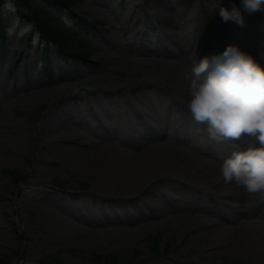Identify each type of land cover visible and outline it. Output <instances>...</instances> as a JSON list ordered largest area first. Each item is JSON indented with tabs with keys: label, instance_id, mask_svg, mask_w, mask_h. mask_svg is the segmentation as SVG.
Wrapping results in <instances>:
<instances>
[{
	"label": "rangeland",
	"instance_id": "obj_1",
	"mask_svg": "<svg viewBox=\"0 0 264 264\" xmlns=\"http://www.w3.org/2000/svg\"><path fill=\"white\" fill-rule=\"evenodd\" d=\"M170 1L173 7L169 10L176 12L175 14H183L189 22L187 24V27H190L189 31H192L193 25L198 23V16H201L202 31L196 39V42L200 44V53L212 55L222 53L227 38L234 35L242 41L240 46L236 47L251 55L254 60L258 55H264V12L249 15L243 8L242 0H29L33 10L24 0H0V4H4L5 11L2 16L5 33L0 31V59L6 57L8 60L5 64L0 61V79L11 81L15 76L19 78L22 74H26V76L42 78L47 85H53L55 90L42 104L30 106L21 104L15 111V116L24 125L32 127L31 132L34 136L41 138L44 146L28 140L24 157L20 158L24 167L9 163H6L4 167L0 166V178L4 180V184L0 186V217L4 221V225L0 228V264H164V260L170 264H254L242 249H234L228 245L231 240L230 235L223 234L212 238L207 234L193 233L194 225L199 221L198 217H195L192 223H187L183 229H174L172 222L161 219L140 220L136 223L137 226L134 223H125L115 230V234L102 237L97 244L87 245L82 241L86 236L78 235L73 231L65 235L61 241H53L54 235H60L62 229L66 231L63 223L53 218L54 214L59 215L61 207L58 205L57 212H51L48 217L45 209L35 206V200L43 195L40 190L49 192V196L55 198L69 211L76 212L78 206H82L87 218L101 216L99 205H105L109 212L110 206L113 205L120 213H123L125 210L135 211L137 207L134 203L136 202L144 208V199L157 202L162 211L172 202L186 205L179 191H175L174 195L170 196L171 202L169 199L165 200L159 195V185L149 186L146 191H151L145 193V196H139L137 201L132 200L127 194L117 192L107 196L106 189H94L93 183L99 179H96L93 172L73 171V163L65 169L59 167L53 179L42 181L33 173L34 164L29 166L27 163L39 153L49 155L51 148L60 153L62 148L56 146L55 142L44 141V139L51 140L52 126L56 125L57 128H62V133L70 134L73 130L80 129L83 123H88L96 128L98 133L102 132L104 137L110 136L114 140L116 136L123 133L120 121L127 123L135 120L131 109L126 104V98L132 99L135 94L139 95L140 105L148 109L145 97L147 93L161 89L166 91L164 83L173 89L175 86L171 84L178 79L187 83L184 77L190 71L192 64L168 66L162 73L160 72L162 67L154 65L146 57L142 59V63L126 61L121 53L111 50L102 38L88 33L85 28L88 24L85 16L76 13V9L88 4L98 7L105 15L96 16L93 24L103 32L113 16L105 9L103 3H108L111 8H121L122 5L131 3L137 5L142 2L145 6H155ZM65 4H67L66 7ZM233 5L239 9L243 17V26L232 21L225 23L219 15L220 6L231 9ZM32 11L42 18L47 17L52 26L62 29L65 35H69H66L68 39L77 41L78 47L89 52L90 59L86 61L69 51L61 50L58 43L49 37H42L37 22L30 18ZM86 15L93 16L92 13ZM174 17L176 16L173 15V19ZM144 21L141 14L126 21L127 31L141 32L134 39L136 41L144 40L141 31ZM175 22L177 24L170 25V31L180 38L179 35H183L181 28L183 23L180 19H176ZM125 41V39L122 40L123 45L126 44ZM30 60H34L33 68H31ZM70 63L73 64L70 65ZM58 65L69 66L74 73L69 79L72 84L70 93L65 92L63 83H60L62 81L50 83L51 77H58ZM135 83H138V86L133 88L134 92L130 87ZM82 88L86 90L81 91ZM117 88L121 91L108 92L109 89ZM184 95L186 98L184 101L187 102L189 96L186 92ZM95 96L102 98L108 105L113 103L115 107H112L119 115L112 118L103 115L102 118L110 129L109 134L98 126L97 119L85 109L86 101L94 99ZM65 104L69 106L71 113L68 119L63 117L65 118L62 121V124L65 123L64 128L60 127L61 121L52 122L51 125L47 124L43 127L44 114L53 106L60 108L65 107ZM186 105L184 108L190 112ZM159 108L162 110V107ZM160 116L163 117V123L156 129L158 131L165 129L170 137L167 139L165 135H161L151 142L153 145L158 143L189 150L187 143L175 144L179 131L185 129L197 140L204 142L208 148L219 150L218 155L221 159H226L233 152V148H227V145L219 149V143H214L205 136L206 126L195 123L192 116L190 119L185 117L186 120H183L179 113L173 114L164 109ZM3 131L6 138H11L12 130L4 128ZM82 132L84 133L85 130L83 129ZM146 132L147 129L141 127L140 132H135V135L146 134ZM72 143L69 142L68 145ZM114 145L120 144L114 142ZM242 195L250 197L245 190ZM256 196L251 204L257 209L263 202L257 194ZM47 204L50 206L49 203ZM89 206L87 210L86 207ZM209 216L219 217L214 213H209ZM47 218L54 223L47 224ZM156 241L158 243L155 247ZM220 241L223 242L219 243ZM258 260V258L255 259V261Z\"/></svg>",
	"mask_w": 264,
	"mask_h": 264
},
{
	"label": "bare ground",
	"instance_id": "obj_2",
	"mask_svg": "<svg viewBox=\"0 0 264 264\" xmlns=\"http://www.w3.org/2000/svg\"><path fill=\"white\" fill-rule=\"evenodd\" d=\"M66 6L67 4H65ZM103 6L113 15L111 22L103 32L94 27L93 24L96 16L105 15L98 7L88 4L83 8L76 9V13L85 16L84 18L88 22L85 28L88 33L102 38L111 50L121 53L126 61L142 63V59L146 57L154 65L161 66L160 72L163 73L164 68L168 66L191 65L194 58L199 62L206 55L212 56L210 53H200V44L196 42L198 34L202 31L201 16H198V23L193 25L192 31H189L190 27H187L189 22L186 21L183 14H175L176 12L169 10L173 7L172 1L159 3L155 6H145L142 2L137 5H132V3L122 5L121 8H111L108 3H103ZM88 13H92L93 16H87ZM137 14H141L145 20L141 30L144 35L143 41L134 40L141 34L140 31H127L126 21ZM172 14L176 16L174 19ZM176 19H180L183 23V27L180 26L183 29V35L180 34V38L170 31V25L177 24ZM124 39L126 44L123 45L122 40ZM241 42L234 35H231L227 38L223 49L225 50L229 45L240 46ZM0 61L3 64L8 62L6 57L1 58ZM255 61L264 68L263 54L258 55ZM30 63L31 68H33L34 60H30ZM72 64L70 63V65ZM58 67V77H51L50 83L62 81L60 83H63L62 87L65 88V92L70 93L72 84H70L69 79L74 73L69 66L58 65ZM188 83V81L183 83L178 79L177 82L174 81L171 84L175 86L173 89L164 83L163 85L167 88L166 91L161 89L147 93L145 97L148 102V109L140 105L139 95L135 94L132 99L126 98V104L131 109L135 120L127 123L120 121V128L123 129V133L116 136L114 140L110 136L104 137L102 132L99 131L100 133H98V130L88 123H83L82 126L80 125V129L73 130L70 134L68 132L67 134L62 133V128H57L54 125L50 131L52 133L51 140L44 139V141L47 143L55 142L56 146L62 148L60 153L49 147L51 148L49 155L39 153L35 158L27 161L29 166L34 164L33 173L42 181L49 178L53 179L59 167L65 169L73 163V171L93 172L96 179H99L93 183L94 189H106L105 194L107 196L117 192L127 194L132 200L137 201L139 196L142 197L151 191H146L149 186L159 185V195L165 200L169 199L171 202L170 196L174 195L175 191H179L184 197L186 205L172 202L167 205V209L162 211L157 202L144 199V208L136 202L134 203L137 207L135 211L125 210L123 213H120L113 205L110 206V212L106 210L105 205H99L101 216L87 218L85 211L81 208L82 206H78L77 213L74 210L69 211L61 206L55 198L49 196V192L40 190L43 195L35 200V206L37 208L41 206V209H45L48 217L51 212H57L58 205L61 207L60 212H58L59 215L54 214L53 218L56 221L60 220L66 231L62 229L60 235H54L53 241H61L65 235L73 231L78 235L86 236L82 241L87 245H93L101 241L102 237L115 234V230L125 223L136 224L140 220L161 219L172 222L174 229H183L187 223H192L193 219L198 217L199 221L194 225L193 233L207 234L212 238L223 234L230 235L231 240L228 245L231 248L242 249L247 254V258H251L254 264H264V202L256 209L251 204V201L257 197L256 194L250 195V197L243 196L244 189L242 187H238L234 183L225 185L220 180L219 166L224 160V158H219L220 151L208 148L204 142L197 140L185 129L179 133L175 144L187 143L190 147L189 150L178 146H164L158 143L153 145L151 143L161 135H165L167 139L170 137L165 129L161 131L156 129L163 123V117L160 116L163 109L164 111L169 110L173 114L179 113L183 120H186L185 117L190 119L191 113L184 108L187 103L184 101L186 100L184 93L188 94ZM137 84L135 83L130 87L132 91L135 92L133 88L138 86ZM54 91L53 85H47L42 78L31 75L22 74L19 78L15 76L11 81L0 79L1 167H4L6 163L24 167L20 158L24 157L28 140H33L34 143L38 142L40 146H44L41 138L34 136L31 132L32 127L24 125L15 116V111H17V106L21 104L28 106L42 104ZM117 91L119 92L121 89L108 90L110 93ZM84 106L86 111L97 119L98 126L109 134V126L102 117L104 114V116L111 118L119 116L112 107L115 105L113 103L108 105L102 98L95 96L92 100L88 99ZM159 107H162V110ZM69 110L70 108L66 104L65 107L60 108L51 107L44 114L43 127L47 124L51 125L52 122L61 121L60 127L64 128L65 123L62 124V121L70 117L71 112ZM100 111L102 112L100 113ZM204 125L206 126V124ZM141 127L147 129L146 134L139 133L136 136L135 132H140ZM4 128L12 130L11 138L8 139L4 136ZM83 129L85 130L84 133L82 132ZM204 134L209 137L207 131ZM69 142L73 143L68 145ZM114 142L120 145H114ZM253 143L254 141L251 142V140H241L235 144L229 141L219 143V149L227 145V148H233L232 151H235ZM256 146L259 145L256 144ZM215 158L219 161L217 162ZM2 184H4V180L0 178V186ZM89 208L90 206L86 207L87 210ZM209 213L217 214L219 217H210ZM46 221L47 224L54 223L48 218ZM3 225L4 221L0 217V228ZM55 234L58 233L55 232ZM256 258L259 260L255 261ZM163 262L170 264L165 260Z\"/></svg>",
	"mask_w": 264,
	"mask_h": 264
},
{
	"label": "clouds",
	"instance_id": "obj_3",
	"mask_svg": "<svg viewBox=\"0 0 264 264\" xmlns=\"http://www.w3.org/2000/svg\"><path fill=\"white\" fill-rule=\"evenodd\" d=\"M249 15L264 12V0H242ZM223 22L243 26L233 5L220 6ZM188 83L187 108L197 124H206L214 143L254 141L235 150L219 166L220 180L234 183L264 202V68L251 55L229 45L222 53L194 58L185 74ZM256 144L259 146L257 147Z\"/></svg>",
	"mask_w": 264,
	"mask_h": 264
},
{
	"label": "trees",
	"instance_id": "obj_4",
	"mask_svg": "<svg viewBox=\"0 0 264 264\" xmlns=\"http://www.w3.org/2000/svg\"><path fill=\"white\" fill-rule=\"evenodd\" d=\"M24 2L28 7H30V9H32L29 0L28 1L24 0ZM3 8H4V4L2 3L0 4V31H4L2 16L4 15L5 12L3 11ZM30 13H31L30 18L34 19L37 22L38 27L41 29L40 33L42 34V37H49L50 39L58 43L61 50L69 51L75 56L81 57L84 60L89 59V52L82 50L81 47H78L77 41H72L71 39H68L67 36L69 35L66 34L67 35L66 36L65 32L62 29H56L54 26H52L49 23L50 20L47 17L42 18L38 15V13H35L34 11Z\"/></svg>",
	"mask_w": 264,
	"mask_h": 264
}]
</instances>
